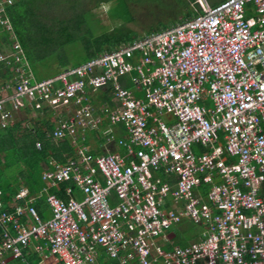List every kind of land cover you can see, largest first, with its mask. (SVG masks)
<instances>
[{"label": "built area", "instance_id": "built-area-1", "mask_svg": "<svg viewBox=\"0 0 264 264\" xmlns=\"http://www.w3.org/2000/svg\"><path fill=\"white\" fill-rule=\"evenodd\" d=\"M13 2L0 0V26L10 32ZM23 57L16 39L0 54L19 65L0 109L24 97L67 107L53 137L75 140L92 125L93 94L111 85L116 105L103 112L125 127L118 144L128 157L79 147L78 159L43 173L38 195L22 189L12 210L0 191V264H32L29 256L37 264H264V0H224L53 78L36 81ZM10 119L3 112L1 126ZM62 182L77 187L66 188L68 199L50 192ZM42 197L47 219L35 206ZM171 205L203 228L197 241L169 239L183 219Z\"/></svg>", "mask_w": 264, "mask_h": 264}, {"label": "trees", "instance_id": "trees-1", "mask_svg": "<svg viewBox=\"0 0 264 264\" xmlns=\"http://www.w3.org/2000/svg\"><path fill=\"white\" fill-rule=\"evenodd\" d=\"M109 1L116 0H98L97 4L102 5ZM193 1L180 0V3H183L190 12L193 10L191 8ZM123 2L129 13L125 18V23L110 31L99 33L93 29V23H90L91 18L87 16L92 8L85 7L88 9L86 11L77 8L78 5L81 6L80 1L14 0L13 4L7 5V16L12 23L15 39L21 44L24 54L23 64L28 65L36 81L53 78L66 69L78 67L135 39L165 30L162 27H156L140 35L128 28L127 23L136 21L132 13V5L139 4V1L123 0ZM83 3L85 4L82 2V5ZM199 11L204 13L206 10L200 9ZM9 32L0 26V52L3 54H9L12 51L13 42L10 40ZM70 48L75 51L80 50L83 54L79 58V52L75 53L77 62L70 61L67 54V49ZM10 61L9 64L0 62V84L2 87L6 86L3 91H0V98L12 95L15 90V69L19 65H14L13 58ZM105 88H107L109 98H114L112 86L108 85ZM19 101L16 100L17 103ZM28 103L22 105L18 103L24 114L20 120L13 124L10 122L5 128L0 123V191L3 194L4 210L14 208V198L22 189L29 191V197L38 195L46 186L42 180L43 173L53 169L52 163L64 164L69 159H78V149L71 145L69 140L58 141L53 137L57 121L63 117L60 114L54 115L50 108H45L42 98L36 97L34 101ZM38 104L40 107H37ZM19 107L16 108L11 101L7 102L4 108L0 109V117L3 112L7 111L12 118L13 111ZM37 144L41 145L40 149ZM164 177L165 174H163ZM69 186L77 190L74 183L62 182L51 187L50 192L62 199H68L66 188ZM204 188L207 189V187ZM74 197L81 199L78 193ZM35 206L45 217L46 199L42 197L37 200ZM168 235L171 240L177 236L175 231H170ZM29 261L32 264L38 263L36 256H29ZM9 264H22V262L11 260ZM48 264H58V261L53 257Z\"/></svg>", "mask_w": 264, "mask_h": 264}, {"label": "rangeland", "instance_id": "rangeland-1", "mask_svg": "<svg viewBox=\"0 0 264 264\" xmlns=\"http://www.w3.org/2000/svg\"><path fill=\"white\" fill-rule=\"evenodd\" d=\"M81 2V6L78 5L82 10H88V6L92 8V11L88 12L87 16L90 19V23L93 29L103 33L105 31H110L115 27L123 25L125 23V18L128 16L127 7L123 0L109 1V3H103L98 5V0H77ZM139 4L132 5V13L136 18L135 22L127 23V27L131 28L140 35H144L146 31L151 28L162 27L163 29H168L172 26L177 25L182 19L188 18L187 16L191 13L190 17L195 16L197 13H201L198 10H189L180 3V0H138ZM211 1V0H208ZM82 2H85V4ZM68 3V2H67ZM90 4V5H89ZM85 7H87L85 9ZM198 9V6L196 7ZM112 10V12H111ZM93 21V22H92ZM102 26V27H101ZM166 27V28H165ZM101 29V30H100ZM98 35V34H97ZM79 52V58H81L82 53L80 50L75 51L70 48L67 49V54L70 61L77 62L75 58V53ZM83 57V56H82ZM79 61V60H78ZM47 70L44 71L46 74ZM50 72V71H48ZM132 76L136 77V72H132ZM144 96V93H143ZM67 108V107H66ZM179 227V226H178ZM176 229V228H175ZM177 230V229H176ZM178 231V230H177ZM182 231V234L180 235ZM198 228L192 226L189 223L180 225L178 236L182 238L183 243H190L197 240ZM179 239V240H180Z\"/></svg>", "mask_w": 264, "mask_h": 264}, {"label": "crops", "instance_id": "crops-1", "mask_svg": "<svg viewBox=\"0 0 264 264\" xmlns=\"http://www.w3.org/2000/svg\"><path fill=\"white\" fill-rule=\"evenodd\" d=\"M221 2H223V0H211V1L203 0V3L197 2V0H194L191 4V8L193 10L196 9L198 11L200 9L207 10L208 8L213 7L211 5L219 4ZM197 6H198V9L196 8ZM247 15L249 17L254 15V10L252 7L248 10ZM7 32H9V31H7ZM9 35H10V40L12 42H14L15 39H13L12 32H9ZM0 54H3V53L0 52ZM123 80H124V83H126V86L128 87V89L130 91H132L134 94H136L137 96H141L143 94V92L137 90L132 83L128 82L126 80V78H124ZM0 87H2V84H0ZM106 91H107V88H105V89L102 88L100 91L93 94V96H92V101L89 104V107H90L91 112H92V125L89 128V130L86 132V134L81 136L80 139L77 138L75 140H71V139H68V140L71 142V145L75 146L77 149L79 147H85L95 155H102V154H106L109 152H115V153H119V154H122V155L128 157V155L125 151V148L118 144L119 139H128V134L126 132L125 127L121 124H117V125L112 124L103 112V110L105 108L113 109V108H115V105H116V100L113 97L109 98V95ZM35 99L36 98H33V97H24V98L19 99L20 101L18 103L20 105H22L23 103H28V102L30 103L31 101H34ZM19 104H18V107H19ZM37 107H38V105H37ZM44 107L50 108L52 110V114H54V115L60 114V116H62L63 118L67 117V115L65 113L66 108H65V110L64 109L60 110V108L57 107V109H56V108H52L51 106H49L46 103H44ZM12 114L13 115H12V118L10 119V122H11L10 124H13L14 122H16V121L20 120L22 117H24L23 111H21L20 107L16 111H13ZM112 135L114 136V140L109 141V138ZM201 152H202V148L196 147V153L199 154ZM158 175L163 178V173L161 174V172H159ZM164 180L170 181L171 183L176 182V179L174 177H168L166 174H165ZM201 190H204V188H201ZM206 191H208V188L204 190V192H206ZM262 191H263V195H264V186L262 187ZM171 207H173L175 211L179 212L181 214V216L183 217V219H182V222L180 224H178L177 226H175L173 229L170 230V231L176 232V235H177L176 238L174 240L173 239L171 240L169 237V239L175 245H182V246L187 245V243L182 242V238L180 239V236H178V232H179L180 225L185 224V223H189L192 226H195L198 228V230H199L198 231V237H196L198 240L201 236V232L203 231V228L195 225L189 219L185 218L183 216V213L181 212V209H182L181 207L176 206V205H173V206L171 205ZM49 217H50V214H49L48 209H47L46 215L44 218L47 219ZM181 234H182V231H181L180 235ZM197 240H195V241H197Z\"/></svg>", "mask_w": 264, "mask_h": 264}]
</instances>
